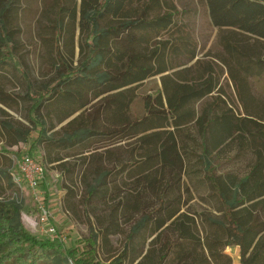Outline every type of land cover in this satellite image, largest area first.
<instances>
[{"label": "trees", "instance_id": "16d2710c", "mask_svg": "<svg viewBox=\"0 0 264 264\" xmlns=\"http://www.w3.org/2000/svg\"><path fill=\"white\" fill-rule=\"evenodd\" d=\"M61 1L60 14L70 9L76 20L78 4L70 8L71 0ZM205 4L221 30L222 53L203 63L175 0L80 1L87 56L52 86L32 91L29 84L31 121L39 128L33 140L11 125L6 130L31 143L30 151L45 143L49 163L65 167L66 157L79 158L68 170V194L78 184L76 173L94 221L89 217V235L70 248L29 232L18 201L4 198L19 185L1 168L0 154V264H99L100 240L109 243L129 223L126 246L111 264H234L225 253L232 243L241 248L242 264H264V119L255 117L251 84L264 78V0ZM18 7L20 0H0V65L12 59L14 29L8 22ZM225 73L244 117L225 98ZM155 76L161 88L144 96L141 116H132L137 87ZM211 96L213 103L200 111L198 104ZM193 127L197 136L189 131ZM236 135L251 136L255 163L245 176L216 174L209 156ZM198 158V173L223 204L224 220L198 219L184 208L192 199L185 177ZM121 179L135 181L130 193L119 190Z\"/></svg>", "mask_w": 264, "mask_h": 264}, {"label": "rangeland", "instance_id": "374dc122", "mask_svg": "<svg viewBox=\"0 0 264 264\" xmlns=\"http://www.w3.org/2000/svg\"><path fill=\"white\" fill-rule=\"evenodd\" d=\"M80 1L71 0L68 4L70 8L74 2L78 4L76 20L73 21L70 9H66L62 14L59 12L62 3L65 6V1L20 0L19 13L14 14L15 16L8 22V27L14 29L12 40L15 47L11 49L12 59L7 65H0L1 168L7 167L12 176L20 175L22 178L19 186L5 192L4 198L18 201L21 220L29 232L41 238H48L51 237L48 228L52 225L57 229L58 235L63 238V240H56L61 241L68 248L76 240L89 235V217L94 221V217L83 203L85 185L76 173L74 179H78V184L72 196H70L71 193L68 194V186L71 185V172L68 170H71L75 164L78 166L79 158L66 157L65 161H68L69 165L65 167H60L58 163H49L43 149L45 143H41L35 150L30 151L31 143L26 142L18 134L9 133L6 126L11 125L19 129L33 140L39 128L35 127L31 121L33 114L30 107L33 102L27 95L29 84L32 86V91H40L44 87L52 86L68 67H77L87 56V52L81 48L83 34L80 23ZM175 3L182 13L178 17L179 21L186 24V29L198 43V58L203 63L214 62L222 53L218 40L221 30L212 24L205 0H175ZM106 24L107 22L104 21L101 25ZM251 84L254 101L258 107L255 117L260 121V118L264 119V78L251 79ZM222 85L228 104L234 108L238 116L244 117L243 108L227 73L222 78ZM159 88H161L159 76L149 78L139 85L136 89L138 97L131 107V115L141 116L144 113V96L156 93ZM213 100L214 96L207 97L198 104L199 110L208 107ZM59 128L60 126H57L49 132V136H52L53 132ZM189 131L198 135L196 127ZM190 132L187 134L190 135ZM192 142L190 140L189 144ZM27 152H31L45 164V178L42 180L40 190L44 192L47 205L53 214L51 221L46 225L40 221L32 189L19 172V161ZM70 153L73 152L70 151ZM209 158L216 166V174L224 171L245 176L255 163L256 149L251 136L236 135L221 151L211 154ZM202 169L203 164L198 158L185 177L192 199L184 208L189 209L198 219L211 217L224 220L223 204L217 196L212 194L210 183L199 175L198 172ZM122 181L125 182V187L122 186ZM134 182L132 179L119 180V190L126 189V192L130 193L129 191L135 187ZM122 228H124L123 231L111 236L109 243L104 244L100 240L99 264H111L126 246L131 225L129 223ZM225 253L232 257L234 264H242L239 245L232 243L226 246Z\"/></svg>", "mask_w": 264, "mask_h": 264}, {"label": "built area", "instance_id": "2783aa9c", "mask_svg": "<svg viewBox=\"0 0 264 264\" xmlns=\"http://www.w3.org/2000/svg\"><path fill=\"white\" fill-rule=\"evenodd\" d=\"M19 172L22 173L24 179L28 182L29 187L32 189L33 197L38 207L40 221L42 224H49L53 214L50 207L47 205L44 192L40 190L42 180L45 178V164L42 160L37 159L34 155L27 152L24 154L18 164ZM14 180L18 185L21 184L22 178L20 175H14ZM48 232L51 238L63 240L62 236L58 235L57 229L50 225Z\"/></svg>", "mask_w": 264, "mask_h": 264}]
</instances>
